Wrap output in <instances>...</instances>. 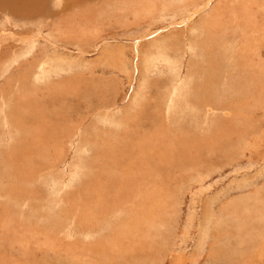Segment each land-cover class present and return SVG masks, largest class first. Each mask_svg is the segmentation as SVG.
Listing matches in <instances>:
<instances>
[{
	"label": "rangeland",
	"instance_id": "obj_1",
	"mask_svg": "<svg viewBox=\"0 0 264 264\" xmlns=\"http://www.w3.org/2000/svg\"><path fill=\"white\" fill-rule=\"evenodd\" d=\"M38 1L0 0V264H264V0Z\"/></svg>",
	"mask_w": 264,
	"mask_h": 264
},
{
	"label": "bare ground",
	"instance_id": "obj_2",
	"mask_svg": "<svg viewBox=\"0 0 264 264\" xmlns=\"http://www.w3.org/2000/svg\"><path fill=\"white\" fill-rule=\"evenodd\" d=\"M37 1H38V0H37ZM64 1H65V0H64ZM140 1H141V0H140ZM140 1H139V2H140ZM143 1H144V0H143ZM143 1H142V3H143ZM185 1H188V0H185ZM211 1H213V0H211ZM248 1H249V0H248ZM13 2H15V1H13ZM38 2H39V1H38ZM136 2H137V0H136ZM144 2H145V1H144ZM165 2H166V1H165ZM227 2H228V1H227ZM261 2H262V1H261ZM34 3H35V2H34ZM34 3H33V4H34ZM54 3H55V2H54ZM62 3H64V2H62ZM132 3H134V2H132ZM145 3H146V2H145ZM170 3H171V0H167V4H165V5H162V4H161V5H162L163 8H167V9H168V8H170V7H169V6H170ZM175 3H176V5L179 4V3L177 2V0H176ZM235 3H236V2H235ZM247 3H248V2H247ZM257 3H258V2H256V4H257ZM15 4H16V3H15ZM24 4H25V5H24ZM24 4L22 3V5L26 6V8H24V9H28V8L31 7V5H32L31 3H24ZM65 4H66V6H65L64 8H67L66 10H67V12H68L69 7H70L71 5H73V3H72V4H69V2L67 1ZM151 4H152V3H151ZM159 4H160V3H159ZM171 4H174V3H171ZM250 4H251V2H250ZM253 4H254V3H253ZM12 5H13V3H12ZM16 5H17V4H16ZM40 5H42V4H40ZM57 5H58V3H57ZM75 5H77V3H76ZM127 5H129V4H127ZM131 5L133 6L134 4H131ZM218 5H219V4H218ZM243 5H244V4H243ZM254 5H255V4H254ZM260 5L262 6V4H260ZM263 5H264V4H263ZM34 6H35V5H34ZM37 6H38V5H37ZM62 6H63V5H62ZM62 6H61V8H62ZM134 6H135V5H134ZM154 6H155V5H154ZM257 6H258V5H257ZM15 7H16V6H15ZM129 7H130V6H129ZM151 7H152V6H151ZM156 7H157V6H156ZM158 7H159V6H158ZM158 7H157V8H158ZM244 7H245V6H244ZM259 7H260V6H259ZM259 7H258V8H259ZM32 8H33V7H32ZM124 8H125V7H124ZM135 8H136V6H135ZM160 8H161V7H160ZM223 8H224V3H221V6L219 5V6L217 7V10H216V11L214 10L213 15L217 14V12L221 11ZM262 8H263V7H262ZM13 9H14V8H13ZM22 9H23V8H22ZM145 9H147V8H145ZM149 9H150V8H149ZM151 9H153V7H152ZM246 9H247V8H246ZM263 9H264V8H263ZM15 10H16V9H15ZM40 10H41V9H40ZM66 10H65V11H66ZM155 10H156V8H155ZM248 10H249V6H248ZM135 11H136V10H135ZM141 11H143V10H141ZM238 11H239V10H238ZM261 11H262V10H261ZM4 13H5V12H4ZM11 13H12V12H11ZM135 13H136V12H135ZM147 13H149V12H147ZM147 13H146V14H147ZM151 13H152V11H151ZM235 13H236V12H235ZM235 13H234V14H235ZM247 13H248V12H247ZM22 14H23V13H22ZM24 14H25V13H24ZM24 14H23V15H24ZM37 14H38V13H37ZM137 14H138V13H137ZM240 15H241V14H240ZM134 16H135V15H134ZM234 16H235V19H237L236 17H238V16H236V14H235ZM250 16H252V15H250ZM215 17H216V16H215ZM217 18H218L219 21L223 22V20H222L221 17H217ZM252 18H253V17H252ZM24 20H25V19H24ZM211 20H212V18H211ZM218 20H216V21H218ZM248 20H249V19H248ZM248 20H246V22H245L246 24H247V21H248ZM254 20H255V18H254ZM22 21H23V20H22ZM237 21H238V20H237ZM249 21H250V20H249ZM186 22H187V21H186ZM238 22H239V21H238ZM62 23H63V22H62ZM205 23H206V21H205ZM245 23H244V24H245ZM206 24H207V23H206ZM255 25H257V24H255ZM228 26H229V25H228ZM244 26H245V25H244ZM249 26H250V25H249ZM58 27H59V26H58ZM211 27H212V26H211ZM213 27L216 28V26H213ZM226 27H227V26H226ZM254 27H255V26H254ZM252 28H253V27H252ZM238 29H239V28H238ZM238 29H237V30H238ZM234 30H235V29H234ZM261 30H262V29H261ZM228 31H229V30H228ZM228 31H225V32H228ZM247 31H248V30H247ZM225 32H224V33H225ZM233 32H234V31H233ZM237 33H238V31H237ZM239 33H240V32H239ZM4 34H5V33H4ZM6 34H7V33H6ZM9 34H10V32H9ZM234 34H235V33H234ZM247 34H248V33H247ZM253 34H254V32H253ZM13 35H14V34H13ZM13 35H10V36H13ZM242 35H244L243 37H245V34L242 33ZM248 35H249V34H248ZM4 36H5V35H4ZM39 36H40V35H39ZM48 37H49V36H48ZM155 37H156V36H155ZM257 37H258V35H257ZM40 38H41V37H40ZM238 38H240V37H238ZM0 39H1V38H0ZM27 39H28V38H27ZM155 39H156V38H155ZM157 39H158V38H157ZM157 39H156V40H157ZM244 40H245V39H244ZM244 40H243V41H244ZM259 40H260V37H259ZM2 41H3V40H2ZM26 41H27V40H26ZM49 41H50V40H49ZM236 41H237V40H235V42H236ZM239 41H241V40H239ZM243 41H242V42H243ZM261 41H263V40H261ZM148 42H149V41H148ZM248 42H249V41H248ZM248 42H247V43H248ZM19 43H20V42H19ZM140 43H141V41H140ZM154 43H156V42H154ZM236 43H237V42H236ZM257 43H258V42H257ZM138 44H139V43H138ZM197 44H198V43H197ZM232 44H233V46H234V43H232ZM140 45H141V44H140ZM160 45H161V43H160ZM192 45H193V44H192ZM246 45H247V44H246ZM255 45H256V43H255ZM261 45H262V44H261ZM136 46H137V45H136ZM150 46H151V45H150ZM163 46H164V45H163ZM195 46L197 47V45H195ZM226 46H227V45H226ZM239 46H241V44H240ZM262 46H263V45H262ZM141 47H142V46H141ZM161 47H162V46H161ZM193 47H194V46H193ZM228 47H229V46H228ZM234 47H235V46H234ZM241 47H242V46H241ZM250 47H251V46H250ZM256 47H258V45H257ZM259 47H261V46H259ZM137 48H138V47H137ZM217 48H218V47H217ZM243 48H244V47H243ZM253 48H255V46H254ZM32 49H33V48H31V50H32ZM192 49H193V48H192ZM232 49H235V48H231V50H232ZM240 49H241V48H240ZM248 49H249V48H248ZM12 50H13V49H12ZM28 50H29V49H28ZM31 50H30V51H31ZM245 50H247V47L245 48ZM250 50H251V49H249L247 52L249 53ZM253 50H255V49H253ZM253 50H252V51H253ZM257 50H258V49H257ZM257 50H256V51H257ZM140 51H141V50H140ZM236 51L238 52L237 48H236ZM145 52H146V51H145ZM216 52H217V51H216ZM218 52H219V51H218ZM223 52H224V51H223ZM234 52H235V51H234ZM242 52H243V51H242ZM250 52H251V51H250ZM10 53H11V52H10ZM154 53H155V52H154ZM164 53H166V52H164ZM245 53H246V52H245ZM248 53H247V54H248ZM252 53H253V52H252ZM161 54H162V53H161ZM167 54H168V53H167ZM214 54H215V53H214ZM234 54H235V57H236V52H235ZM237 54H238V53H237ZM242 54H244V53H242ZM247 54H246V55H247ZM249 54H251V53H249ZM254 54H255V52H254ZM254 54H253V55H254ZM142 55H143V54H142ZM239 55H240V54H239ZM246 55H245V56L243 55V57H246ZM116 56H117V55H116ZM167 56H168V55H167ZM230 56H231V55H230ZM237 56H238V55H237ZM10 57H11V56H9V58H10ZM202 57H203V56H202ZM241 57H242V56H241ZM247 57H249V55H248ZM147 58H148V56H147ZM7 59H8V58H7ZM7 59H6V62H7ZM62 59H63V58H62ZM151 59H152V58L150 57V59H148V60L150 61ZM225 59L227 60V58H225ZM228 59H229L228 62L230 63V58H228ZM236 59H237V58H236ZM4 60H5V59H4ZM8 60H9V59H8ZM10 60H11V58H10ZM148 60H147V61H148ZM158 60H160V59H158ZM196 60H198V59H196ZM208 60H209V59H208ZM214 60H215V59H214ZM221 60H222V59H221ZM246 60H247V58H246ZM2 61H3V59H2ZM11 61H12V60H11ZM156 61H157V59H154V58H153L152 61L148 63V64H150L149 67H150V68L156 67V65H155ZM161 61H162V62H166V63L168 62V65H167V66L170 65V69H171V71L174 73V75H175L176 77H178V75L180 74V69H181V64H180L179 62H177V61L175 62L174 60H169V58L166 57V56H165L164 58H161ZM222 61H223V60H222ZM3 62H5V61H3ZM220 62H221V61H220ZM232 62H233V61H232ZM249 62H250V61H249ZM221 63H222V62H221ZM250 63H251V62H250ZM8 64H9V63H8ZM8 64H7V65H8ZM46 64H47V63H46ZM49 64H50V63H49ZM214 64H215V63H214ZM235 64H236V63H235ZM237 64H238V67L241 66V65H239V63H237ZM237 64H236V65H237ZM244 64H245V63H244ZM244 64H242V65H244ZM0 65H2V63H0ZM3 65H4L3 67H5L6 63L3 64ZM41 65H42V64H41ZM47 65H48V64H47ZM164 65H165V64H164ZM211 65H212V64H211ZM226 65H227V62H226ZM231 65H233V63H232ZM236 65H235V67H237ZM262 65H263V64H262ZM262 65H261V66H262ZM44 66H45V65H43V67H44ZM216 66H217V65H216ZM1 67H2V66H1ZM40 67H41V66H40ZM165 67H166V66H165ZM221 67H222V66H221ZM244 67H245V65H244ZM244 67H240V69H242V68H244ZM8 68H9V67H8ZM224 68H225V67H224ZM251 68H252V67H251ZM260 68H261V67H260ZM4 69H5V68H4ZM38 69H39V68H38ZM41 69H42V68H41ZM41 69H40V70H41ZM43 69H44V68H43ZM45 69L47 70V68H45ZM60 69H61V67H60ZM237 69H238V68H237ZM0 70H1V68H0ZM2 70H3V68H2ZM49 70H50V69H49ZM49 70H48V71H49ZM211 70H212V69H211ZM38 71H39V70H38ZM223 71H224V70H223ZM238 71H239V70H238ZM238 71H237V72H238ZM241 71H242V70H241ZM241 71H240V72H241ZM0 72H1V71H0ZM2 72H3V71H2ZM2 72H1V73H2ZM6 72L8 73V71H6ZM41 72H42V71H41ZM45 72H47V71H45ZM50 72H51V70H50ZM50 72H49V73H50ZM53 72H54V71H53ZM213 72H214V71H213ZM225 72H226V70H225ZM234 72H235V70H234ZM234 72L231 73V74H234ZM3 73H4V72H3ZM54 73H55V72H54ZM258 73H260V71H259ZM225 74H226V73H225ZM242 74H244V73H242ZM255 74H257V72H255ZM2 75H3V74H2ZM43 75H44V74H43ZM43 75H41V76H43ZM223 75H224V73H223ZM223 75H222V76H223ZM263 75H264V73H263ZM175 76H174V77H175ZM208 76H209V75H208ZM224 76H226V75H224ZM229 76H231V75H229ZM242 76H243V75H242ZM235 77H236V76H235ZM235 77H233V80L235 79ZM243 77H244V76H243ZM258 77H259V76H258ZM258 77H257V78H258ZM40 78H42V77H40ZM46 78H48V77H46ZM229 78H230V77H229ZM252 79H253V78H252ZM5 80H7V79H5ZM202 80H203V79H202ZM224 80H226V79H224ZM229 80H230V79H229ZM233 80H232V82H233ZM239 80H240V79H239ZM253 80H254V79H253ZM258 80H260V79H258ZM7 81H8V80H7ZM7 81H6V82H7ZM173 81H174V79H173ZM175 81H176V80H175ZM177 81H178V80H177ZM217 81H218V78L216 79V82H217ZM248 81H249V80H248ZM260 81H261V80H260ZM202 82H203V81H202ZM219 82H220V80H219ZM226 82H227V81H226ZM230 82H231V80H230ZM230 82H229V83H230ZM238 82H239V81H238ZM183 83H184V82H182V83H180V84H183ZM209 83H210V81L207 82V84H209ZM222 83H223V82H222ZM224 83H225V82H224ZM250 83H252V82L250 81ZM261 83H262V82H261ZM175 84H176V83H175ZM200 84H201V83H200ZM204 84H205V82H204ZM204 84H203V85H204ZM212 84H213V83H212ZM214 84H217V83L214 82ZM227 84H228V82H227ZM241 84H242V83H241ZM256 84H257V83H256ZM184 85H185V84H184ZM205 85H206V84H205ZM221 85H225V84H221ZM221 85H220V86H221ZM229 85H230V87H231V84H229ZM229 85H227V86L229 87ZM247 85H248V83L246 84V86H247ZM252 85H253V84H252ZM252 85L250 86V88L252 87ZM180 86H181V85H180ZM209 86H210V85H209ZM213 86H214V85H213ZM218 86H219V84H218ZM225 86H226V85H225ZM225 86H224V87H225ZM232 86H233V85H232ZM235 86H236V83H235ZM261 86H264V85H261ZM204 87H205V86H204ZM210 87H211V86H210ZM222 87H223V86H222ZM228 87H226V88H228ZM233 87H234V86H233ZM247 87H248V86H247ZM255 87H256V85H255ZM8 88H9V87H8ZM198 88H199V87H198ZM207 88H208V87H207ZM219 88H220V87H219ZM229 89H230V88H229ZM229 89H227V90H229ZM232 89H233V88H232ZM257 89H259V88H257ZM263 89H264V88H263ZM202 90H203V89H202ZM212 90H213V89H212ZM215 90H216V88H215ZM215 90H214V91H215ZM217 90H218V89H217ZM224 90H225V88H224ZM227 90H226V91H227ZM181 91H182L181 87H176V88L174 89V91H173V96H174L173 103H176V102L178 103V101H176V100H177L178 97H181V95H180ZM197 91H198V90H197ZM207 91H208V90H207ZM221 91H222V90H221ZM226 91H225V92H226ZM229 91H230V90H229ZM257 91H258V90H257ZM169 92H170V90H169ZM202 92H203V91H202ZM225 92H224V93H225ZM230 92H231V91H230ZM232 92H234V94H235V91L232 90ZM255 92H256V91H255ZM197 93H199V92H197ZM209 93H210V92H209ZM220 93L223 94V92H219L218 95H220ZM228 93H229V92L227 91L226 94H228ZM237 93L240 94V91H238ZM261 93H262V92H261ZM203 94H204V93H203ZM230 94H231V93H230ZM234 94H233V95H234ZM198 95H199V94H198ZM218 95H217V96H218ZM259 95H260V94H259ZM212 96H213V94H212ZM220 96H221V95H220ZM220 96H218V97L220 98ZM234 96H235V95H234ZM165 97L167 98V95H166ZM169 97H171V95H169ZM195 97H197V96H195ZM208 97L210 98V96H208ZM224 97H225V95H224ZM224 97H223V98H224ZM181 98H182V97H181ZM181 98H180V99H181ZM211 98H213V97H211ZM231 98H232V97H231ZM231 98H230V100L233 99V98H232V99H231ZM236 98H237V97H236ZM238 98H239V97H238ZM238 98H237V101H238ZM178 99H179V98H178ZM187 99H188V98H187ZM215 99H216V98H215ZM224 99H225V98H224ZM170 100H171V99H170ZM207 100H208V99H207ZM230 100H229V101H230ZM183 101H184V100H183ZM186 101H187V100H186ZM216 101H217V99H216ZM220 101H221V100H220ZM225 101H226V100H225ZM2 102H3V101H2ZM218 102H219V101H218ZM227 102H228V101H227ZM227 102L224 103V102L222 101V105H223V103H224V107H225V104H227ZM3 103H4V102H3ZM155 103H156V102H155ZM169 103H170V102H169ZM184 103H185V101H184ZM194 103H195V102H194ZM219 103H220V102H219ZM231 103H232V102H231ZM251 103H252V102H251ZM164 104H165V102H164ZM185 104H187V103H185ZM217 104H218V103H217ZM220 104H221V103H220ZM220 104L217 105V106L219 107ZM229 104H230V103H229ZM9 105H10V103H9ZM193 105H194V104H193ZM214 105H216V104H214ZM179 106H180V105H179ZM12 107H13V106H12ZM172 107H173V106H172ZM192 107H193V106H192ZM215 107H216V106H215ZM23 108H24V107H23ZM173 108H174V107H173ZM169 109H170V108H169ZM169 109H168V110H169ZM209 109H210V108H209ZM225 109H226V107H225ZM172 110H174V109H172ZM193 110H194V109H193ZM210 110H211V109H210ZM219 110L221 111V109H219ZM200 111H202V110H200ZM215 111H216V108H215ZM6 113H7V112H6ZM208 113H209V111H208ZM211 113H213V115L215 114V113L212 112V111H211ZM218 113H219V112H218ZM224 113H226V112H224ZM220 114H221V112H220ZM229 114H230V113H229ZM180 115H181V114H180ZM227 115H228V112H227ZM165 116H167V115H165ZM185 116H186V114H185ZM215 116H216V114L214 115V117H215ZM6 118L8 119V117H6ZM6 118H5V119H6ZM174 118H175V117H174ZM184 118H186V117H184ZM206 118H207V117H206ZM215 118H216V117H215ZM195 119H196V118H195ZM202 119H203V118H201V120H202ZM211 119H212V118H211ZM12 120H13V119H12ZM107 120H108V119H107ZM199 120H200V119H199ZM205 120L207 121V119H205ZM205 120H204V121H205ZM214 120L216 121V119H214ZM5 121L7 122V120H5ZM24 121H25V120H24ZM24 121H23V122H24ZM37 121H38V120H37ZM101 121H102V123H104V122H103V121H104L103 119H102ZM108 121H109V120H108ZM195 121H196V120H195ZM204 121H203V122H204ZM210 121H211V120H210ZM212 121H213V120H212ZM217 121H218V120H217ZM106 122H107V121H106ZM224 122L228 124V123L230 122V120H229V119H225ZM1 123H2V122H1ZM4 123H5V122H4ZM38 123H39V122H38ZM116 123H117V122H116ZM193 123H194V122H193ZM193 123H192V124H193ZM215 123H216V122H215ZM215 123H214V124H215ZM221 123H222V122H221ZM31 124H32V123H31ZM105 124H109V123H105ZM194 124H195V123H194ZM196 124H197V122H196ZM207 124H208V123H207ZM210 124H211V123H210ZM12 125H13V124H12ZM110 125H111V124H110ZM174 125H175V124H174ZM212 125H213V123H212ZM4 126H5V124H4ZM40 126H41V124H40ZM197 126H198V125H196V129H197V131H198V132H197L198 135H199V134H203V135H206V136H207V133H208V132L206 131V132L204 133V132H203L204 130L201 131V129L198 128ZM204 126H206V125H204ZM210 126H211V125H210ZM210 126H209V127H210ZM5 127H6V126H5ZM37 127H38V126H37ZM103 127H104V126H103ZM181 127H182V126H181ZM192 127H194V126H192ZM252 127H253V126H252ZM7 129H8V128H7ZM30 129H31V128H30ZM179 129H180V128H179ZM179 129H178V130H179ZM35 130H36V129H35ZM38 130H39V129H37L36 131L33 130L34 133H36V135H37V132H39ZM178 130H177V131H178ZM194 130H195V129H194ZM205 130H206V129H205ZM211 130H212V128H211ZM214 130H215V129H214ZM101 131H102V130H101ZM103 131H104V130H103ZM183 131H184V130H183ZM181 132H182V131H181ZM238 132H239V131H238ZM30 133H33V132H29V134H30ZM184 133H185V131H184ZM184 133H183V134H184ZM211 133H212V132H211ZM211 133H210V134H211ZM83 134H84V133H83ZM178 134H179V131H178V133H177L176 135H178ZM181 134H182V133H181ZM183 134H182V135H183ZM208 134H209V133H208ZM7 135H8V134H7ZM215 135H216V134H215ZM183 136H184V135H183ZM213 136H214V135H213ZM33 137H34V136H33ZM35 137H36V136H35ZM98 137H99V135H98ZM162 137H163V135H162ZM175 137H176V136H175ZM214 137H215V136H214ZM9 138H10V137H9ZM58 138H59V136H58ZM160 138H161V137H160ZM130 139H131V138H130ZM176 139H179V135L177 136ZM182 139H184V137L181 136V137H180V140H182ZM167 140H168V139H167ZM174 140H175V139H174ZM215 140H216V138H215ZM204 141H205V140H203V142H204ZM211 141H212V140H211ZM131 143H132V145L134 144L133 142H131ZM175 143H176V142H175ZM222 143H223V142H222ZM137 144H138V143H137ZM137 144H135V146H136ZM213 144H214V142H212L211 144H207V145H208L207 147H205L204 144H201V146H198V148H197V150H198L199 152H196V151H195V152H196V153H200V152H202L203 149L205 150V148H207V150H212V148H213V147H212ZM218 144H219V143H218ZM57 145H59V144H57ZM183 146H184V145H183ZM138 147H139V146H138ZM217 147H218V148H217ZM121 148H122V147H121ZM121 148H119V149H121ZM128 148H129V147H128ZM132 148H133V146H132ZM216 148H217V151L220 152V146H216ZM223 148H225V147H223ZM125 149H126V148H125ZM192 149L195 150L196 148H195L194 146H192ZM36 150H37V149H36ZM123 150H124V149H123ZM123 150H122V151H123ZM127 150H128V149H127ZM119 151H120V150H119ZM29 152H30V151H29ZM80 152H81V151H80ZM120 152H121V151H120ZM128 152H129V151H128ZM148 152H149V151H148ZM175 152H176V151H175ZM214 152H215V151H214ZM123 153H124V151H123ZM31 154H32V153H31ZM121 154H122V153H121ZM132 154H133V153H132ZM185 154H186V153H185ZM117 155H118V154H116V156H117ZM175 155H176V154H175ZM190 155H191V154H190ZM42 156H43V155H42ZM129 156H130V155H129ZM153 156H154V155H153ZM169 156H172V155H169ZM193 156H194V155H192V157H193ZM195 156H196V155H195ZM122 157H123V156H122ZM132 157H133V156H132ZM172 157H173V156H172ZM198 157H199V156H196V158H198ZM176 158H177V157H176ZM183 159H184V158H183ZM189 160H190V159H189ZM191 160H192V159H191ZM205 160H206V159H205ZM208 160H209V158H208ZM167 161H168V159H167ZM181 161H182V160H181ZM192 161H194V160H192ZM178 162H179V161H178ZM173 163H174V165H177V161H176V160H174ZM186 164H187V162H186ZM189 164H190V162H189ZM191 164H192V162H191ZM192 165H193V164H192ZM122 166H123V165H122ZM179 166H180V165H179ZM190 166H191V165H190ZM197 166H198V165H197ZM176 167H177V166H176ZM193 167H194V166H193ZM33 168H34V167H33ZM121 168H122V167H121ZM178 168H179V167H178ZM183 168H184V167H183ZM183 168H182V169H183ZM179 169H181V168H179ZM191 169H192V168H191ZM177 170H178V169H177ZM134 181H135V180H134ZM244 183H245V182H244ZM155 192H156V191H155ZM139 198H140V197H139ZM149 198H150V197H149ZM150 199H151V198H150ZM150 199H146L147 202H146V200H145V202L148 203V200H150ZM114 201H115V200H114ZM156 202H157V201H156ZM126 204H127V203H126ZM144 204H145V203H144ZM148 204H149V203H148ZM25 205H27V204H25ZM145 207H146V206H145ZM139 208H140V207H139ZM143 208H144V207H143ZM158 208H159V207H158ZM118 209H120V208H117V210H118ZM150 209H151V208H150ZM43 210H44V209H43ZM47 210H48V209H47ZM123 210H124V209H123ZM23 211H24V210H23ZM146 211H147V210H146ZM262 211H263V210H262ZM29 212H30V211H29ZM121 212H122V211H121ZM143 213H144V212H143ZM145 213H146V212H145ZM260 214H261V213H260ZM262 214H263V213H262ZM161 215H162V214H161ZM156 216H158V214H157ZM148 217H149V216H148ZM233 217H234V216H233ZM42 218H43V216H42ZM234 218H235V217H234ZM152 220H153V219H152ZM154 222H155V221H154ZM154 222H153V223H154ZM251 223H252V222H251ZM21 224H23V223H21ZM21 224H20V225H21ZM205 235H206V234H205ZM145 237H146V236H145ZM147 237H148V236H147ZM263 238H264V237H263ZM201 241H202V240H201ZM224 242H225V241H224ZM243 242H244V241H243ZM243 242H242V244H243ZM258 242H259V240H258ZM260 242H261V241H260ZM256 243H257V242H256ZM254 246H255V244H254ZM261 255H262V254H261ZM195 261H196V260H195Z\"/></svg>",
	"mask_w": 264,
	"mask_h": 264
}]
</instances>
